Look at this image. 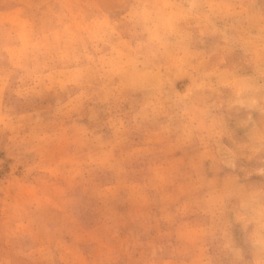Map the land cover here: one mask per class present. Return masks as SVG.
Segmentation results:
<instances>
[{"label": "rangeland", "instance_id": "obj_1", "mask_svg": "<svg viewBox=\"0 0 264 264\" xmlns=\"http://www.w3.org/2000/svg\"><path fill=\"white\" fill-rule=\"evenodd\" d=\"M0 264H264V0H0Z\"/></svg>", "mask_w": 264, "mask_h": 264}]
</instances>
